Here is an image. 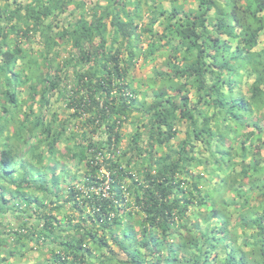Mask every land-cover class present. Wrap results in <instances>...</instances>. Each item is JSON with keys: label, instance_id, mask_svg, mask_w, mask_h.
Masks as SVG:
<instances>
[{"label": "trees", "instance_id": "1", "mask_svg": "<svg viewBox=\"0 0 264 264\" xmlns=\"http://www.w3.org/2000/svg\"><path fill=\"white\" fill-rule=\"evenodd\" d=\"M191 3L0 0V264H264V0Z\"/></svg>", "mask_w": 264, "mask_h": 264}, {"label": "rangeland", "instance_id": "2", "mask_svg": "<svg viewBox=\"0 0 264 264\" xmlns=\"http://www.w3.org/2000/svg\"><path fill=\"white\" fill-rule=\"evenodd\" d=\"M179 3L183 4V10L184 11H187L188 9L190 8H195V4H192L191 3V0H187L185 3H182V1L179 0ZM163 4L166 6V2H163ZM145 7L143 8V11H144ZM145 12V11H144ZM143 23H147V18L146 16L143 17ZM141 48L144 50L146 48V43L144 41L141 42L140 44ZM37 47H35L34 50H36ZM171 46H167L166 48L165 47H162L160 48V50L158 52H156L154 55H153V60H146V61H143L142 57H139L137 58L135 61H134V66H133V69L131 70V75H134L136 78H141V79H144L146 77H150L153 73V71L155 70H158L161 68L162 64L167 60V59H171V56L173 55L172 53V50H171ZM248 82L249 80L246 79V77H244L242 79V81L240 82V91L242 93H245L246 92V89L248 88ZM139 89H144L145 88V85H141L138 86ZM192 97V91L189 93V98ZM136 99L137 100H140L141 99V94H137L136 96ZM152 94L150 91L147 92V95H146V102H151L152 101ZM62 106V103H55L52 108H51V113H55V112H59V106ZM48 118H50L48 116ZM133 123H128L124 128H122L121 132L122 133H127L129 134L131 132V129H133ZM262 127L264 128V119L262 120V123H261ZM182 126H185V125H182ZM135 128V127H134ZM184 127H180V130L182 131ZM183 134H180L179 135V139L183 138ZM126 145V142L123 141L122 144L120 145V147L124 148ZM205 157V155H204ZM215 183V180L211 179L209 182H208V186L209 187H213ZM229 195L227 194H224V198H228ZM64 207H65V210L66 211H61V214L60 216H62L63 214H70V207L68 204H63ZM59 216V217H60ZM77 216V215H76ZM0 221H3L4 223H10L11 225H14L15 224V221L12 219V217L10 216H6L4 217V219H1ZM31 223H35L34 222V219H32V221H30ZM30 246H32V244H30ZM33 256H29V254L27 255V257L25 259L22 260V262L24 264H32L34 262L33 258H36L38 256V254L36 252H33L32 253ZM223 257V255L221 254V258ZM220 258V257H219ZM91 262H93V258H90L89 259ZM21 263V262H20ZM16 264H19L18 262Z\"/></svg>", "mask_w": 264, "mask_h": 264}, {"label": "clouds", "instance_id": "3", "mask_svg": "<svg viewBox=\"0 0 264 264\" xmlns=\"http://www.w3.org/2000/svg\"><path fill=\"white\" fill-rule=\"evenodd\" d=\"M12 135V128L10 127V126H8V128H7V131H5V133L3 134V135H1V139L3 140V141H5V140H8V138L7 137H10ZM11 144V143H10ZM17 145V143L14 145V146H16ZM20 147H21V145H19V146H17L15 149H20ZM46 160V162H48L49 161V159L48 158H46L45 159ZM60 164V165H63L64 166V168H66V169H68V170H71V171H78L79 173V175H83V174H85V172H84V169L82 168V166H81V169L80 170H78V169H76L74 166L73 167H71V166H68L67 164H65L64 165V161L62 160V159H60V158H58V161H56L55 163H53V165H55V164ZM51 164V163H50ZM83 173V174H82ZM100 174H105V175H107L106 174V172H105V170H104V168L103 167H101L100 168Z\"/></svg>", "mask_w": 264, "mask_h": 264}]
</instances>
